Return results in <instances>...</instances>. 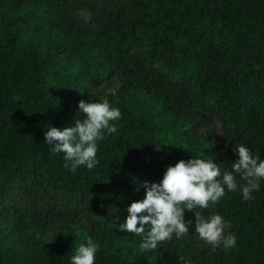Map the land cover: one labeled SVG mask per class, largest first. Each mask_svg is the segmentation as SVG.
I'll return each mask as SVG.
<instances>
[{
    "label": "trees",
    "instance_id": "16d2710c",
    "mask_svg": "<svg viewBox=\"0 0 264 264\" xmlns=\"http://www.w3.org/2000/svg\"><path fill=\"white\" fill-rule=\"evenodd\" d=\"M104 99L117 131L73 171L45 132ZM241 145L264 159V0H0V264H71L89 239L95 264H264V178L199 209L232 247L200 239L197 209L156 250L119 230L144 182L197 157L231 171Z\"/></svg>",
    "mask_w": 264,
    "mask_h": 264
},
{
    "label": "clouds",
    "instance_id": "9594fccd",
    "mask_svg": "<svg viewBox=\"0 0 264 264\" xmlns=\"http://www.w3.org/2000/svg\"><path fill=\"white\" fill-rule=\"evenodd\" d=\"M84 16L87 20L88 15ZM78 107L86 118L75 119L74 126L62 130L50 127L45 132V144L51 146L53 152L64 153L65 167L71 162L73 171L81 165L91 170L98 163L97 141L104 138V130L107 134L117 131L116 124H110V121L119 120L121 112L111 107L107 99L95 103L81 100ZM236 149L239 160L232 164L231 171L222 170L211 158L205 160L197 157L168 166L160 183L149 185L144 182L145 199L131 203L126 222L119 225V230L141 237L142 250H156L158 242L171 239L173 233L177 237L188 234L184 212L186 209H197L194 213L195 231L200 239L213 246V250L221 243L225 248L234 246L235 234L225 235V228L230 224L219 214L205 218L199 209H207L209 202L217 203L225 194L224 185L230 191L237 188L234 173L241 174L246 180L242 188L245 200L252 199V192L259 190V181L264 178V159L253 156L243 145ZM146 226H150L147 231ZM97 248L98 245L89 239L87 245L78 247L71 264H95Z\"/></svg>",
    "mask_w": 264,
    "mask_h": 264
}]
</instances>
